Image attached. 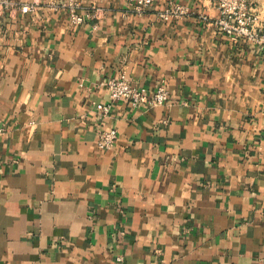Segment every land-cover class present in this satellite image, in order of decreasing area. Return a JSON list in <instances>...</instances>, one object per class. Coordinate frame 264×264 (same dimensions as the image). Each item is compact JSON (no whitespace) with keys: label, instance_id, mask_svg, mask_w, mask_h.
I'll return each instance as SVG.
<instances>
[{"label":"crops","instance_id":"0c3cea01","mask_svg":"<svg viewBox=\"0 0 264 264\" xmlns=\"http://www.w3.org/2000/svg\"><path fill=\"white\" fill-rule=\"evenodd\" d=\"M15 1L37 8L0 9V264H264V45L215 0H86L80 25ZM123 72L169 101L101 118Z\"/></svg>","mask_w":264,"mask_h":264},{"label":"built area","instance_id":"2783aa9c","mask_svg":"<svg viewBox=\"0 0 264 264\" xmlns=\"http://www.w3.org/2000/svg\"><path fill=\"white\" fill-rule=\"evenodd\" d=\"M159 0H131L133 9L143 13L147 8ZM219 15L214 20L215 25L229 35L232 39H246L264 45V13L254 7L249 0H215ZM50 7L55 11L67 12L69 20L74 25L87 21L91 15H96L93 3L86 0L50 1ZM37 8V3H21L15 0H0V9L10 12L20 9L23 13ZM190 9L180 2H170L160 11V16L165 21L179 20L188 15ZM111 102L98 105L101 118L108 116L113 108V103L118 100H127L133 106H159L166 104L170 99V92L165 84H160L154 89L139 87L128 79L123 72L118 77H112L103 82ZM5 133V128L0 125V140ZM119 134L116 128H100L98 131L97 145L102 149H111L115 146Z\"/></svg>","mask_w":264,"mask_h":264},{"label":"rangeland","instance_id":"374dc122","mask_svg":"<svg viewBox=\"0 0 264 264\" xmlns=\"http://www.w3.org/2000/svg\"><path fill=\"white\" fill-rule=\"evenodd\" d=\"M249 1L254 7L264 11V0H249Z\"/></svg>","mask_w":264,"mask_h":264}]
</instances>
